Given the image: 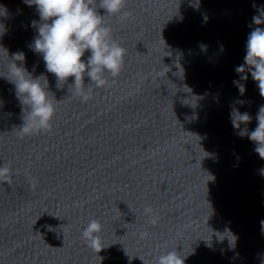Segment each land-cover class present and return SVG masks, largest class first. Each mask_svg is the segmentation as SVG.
<instances>
[{"label":"clouds","instance_id":"obj_1","mask_svg":"<svg viewBox=\"0 0 264 264\" xmlns=\"http://www.w3.org/2000/svg\"><path fill=\"white\" fill-rule=\"evenodd\" d=\"M24 2L28 6L34 5L40 17L38 24L33 21V25L37 26L38 35L34 37L29 47L42 55L46 71L55 75L58 88L61 84L67 83L69 77H74L70 85L72 92L80 96L82 101H87L92 87L101 88L108 85L106 73L114 78L119 76L124 67L126 49L113 38L112 30L105 24L104 17L119 15L127 0H99L98 3L97 0H24ZM98 9H104L105 15H101ZM253 22L260 25L264 23V18L253 17ZM200 47L206 50L207 46L201 44ZM86 52H90V55L85 60L82 57ZM244 60L245 64L238 66L235 71L238 74L244 73L246 65L252 79L257 82L260 96L264 97V28L257 26L248 35ZM24 61L23 52L13 54L5 78L15 86L16 98L22 106L24 123L20 128L21 132L30 135L51 129L56 105L50 98L47 77L43 74L34 77L24 67ZM85 76L90 78L87 86L84 82ZM241 79L246 80L247 76H242ZM233 83L243 96L245 86L240 81ZM230 116L236 129H240L241 124L247 125L252 119L249 113H241L235 108ZM256 120L258 126L254 131L248 132L245 128L240 131V135H247L256 144L255 152L264 159V105L259 108ZM9 174V167L0 166V180H5ZM144 213L151 217V223L157 222L158 218L151 207H146ZM261 223L264 227V221ZM101 231L102 224L92 219L81 233V239L96 253L105 248L99 235ZM148 235L147 232L141 233L142 238ZM234 242L235 237L230 240V245H234ZM185 259V255L172 250L160 255L156 264H185Z\"/></svg>","mask_w":264,"mask_h":264}]
</instances>
